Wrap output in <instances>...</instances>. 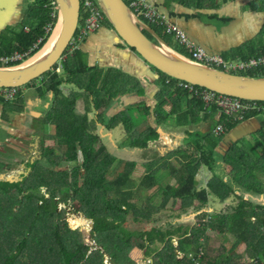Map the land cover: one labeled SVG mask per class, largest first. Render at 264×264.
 I'll return each mask as SVG.
<instances>
[{"label": "trees", "instance_id": "1", "mask_svg": "<svg viewBox=\"0 0 264 264\" xmlns=\"http://www.w3.org/2000/svg\"><path fill=\"white\" fill-rule=\"evenodd\" d=\"M51 1L53 0H33L28 4L20 27L11 31V34H1L0 55H10L17 51L25 53L24 60L40 49L56 22V9ZM124 1L129 3V0ZM94 3L96 4L95 1ZM250 3L264 10V0ZM87 15L81 2L74 37L63 57L48 72L17 87L18 91L13 99L5 100L0 96L4 111L8 112L15 108L21 109L22 90L25 88H32L43 99L46 94H51L54 113L44 114L38 124L41 129L45 124L52 127V131L44 134L42 140L53 139L56 152H60L55 154L54 151L43 149L42 142L41 158L48 165L43 173H37L34 166L38 161H34L28 163L30 169L20 180L0 181V264H104L105 255L109 257L111 264H134L129 255L133 248L141 250L142 255L150 258L151 264H192L194 258H188V252H192L195 258L197 255L207 258L205 263L198 264H245L233 252L234 246L239 242L245 244L248 256L252 257L247 264H263L264 204L237 197L231 183L214 172L206 186L198 189L195 175L201 167L213 171L214 155L217 154V147L223 136L242 120L254 115H264L256 108L264 104V101L240 99L249 103L250 108L227 115L215 103L206 104L200 96L189 92L182 86L185 83L182 80L151 67L157 73L155 82L160 86L154 95L155 104L151 112L155 125L169 123L172 119V125L186 126L196 123L199 114L203 119H212L217 113L218 118H213V128L221 124L222 131L215 134L211 127L205 132L186 130L190 138H185L184 144L159 158L156 174L145 173L140 178H134L131 172L135 161L122 159L120 171L111 175L105 173L104 178L97 181L111 159V153L99 142L96 132L98 121L106 129L122 123L128 134L123 142L130 147L144 148L158 133L149 123L141 129L135 126L139 120L134 111L146 119L150 114V107L143 100L128 104L122 112L106 116L105 111L116 96L131 93L132 90L141 94L142 87L137 78L120 68L88 64L86 52L79 47L87 35L80 33ZM210 15L217 17L222 24L230 20L229 17H219L216 13ZM140 18L174 49L190 56L183 46L170 42L169 38L172 40L173 35L166 32L164 25L148 21L142 16ZM46 27L49 29L46 30ZM100 27L112 30L104 16ZM143 31L154 40L148 32ZM118 46L134 52V48L122 42ZM219 55L225 62H231L229 59L232 58L248 61L250 58L264 56V24L254 41L231 47ZM18 62L20 61L5 64L0 62V65ZM219 68L223 67L220 65ZM231 72L263 76L264 65L260 63ZM180 82L182 85H179ZM193 87L197 90L204 89L197 85ZM66 89L68 90L65 91ZM167 106L168 111L165 109ZM89 113H94L97 120ZM250 136L252 138H249V144L239 143L242 140L228 142L227 149L221 155L222 163L228 167L233 184L252 193L264 194V182L257 174L264 173V126ZM172 156L176 159V166L168 160ZM64 157L74 164L71 183L66 175L59 177V173L53 170V166ZM155 162L146 163V170ZM81 165L83 170L79 181L77 171ZM162 173L173 176L177 186L161 185L159 178H156ZM42 187L46 192L41 191ZM152 187L156 191L162 189L158 205L150 203L152 195L139 208L129 201L132 194L137 195L141 190ZM82 196L84 199L81 211L86 218L92 220L89 230L90 237L95 240L92 246L84 243L78 228H72L63 216V210L58 209V203ZM212 197L220 203L228 198L235 199V202L229 203L220 211L197 213V220L192 225L186 224L179 232L170 226L166 227L165 224L169 222L160 223L161 219L157 221V215L166 208L170 198L175 200V206L180 212H188L190 207L203 209ZM127 222H151L152 225L146 228H129L126 226ZM210 224L220 226L221 234L229 232L235 236V241L228 250L221 245L211 246V238L207 234ZM173 239L177 240V245L172 242ZM176 251L182 252L183 256L177 257ZM227 251L236 258L227 260Z\"/></svg>", "mask_w": 264, "mask_h": 264}, {"label": "crops", "instance_id": "2", "mask_svg": "<svg viewBox=\"0 0 264 264\" xmlns=\"http://www.w3.org/2000/svg\"><path fill=\"white\" fill-rule=\"evenodd\" d=\"M251 1L254 0H148L149 3L157 7L160 13L167 17L171 22L177 24L193 44L204 48V50L209 53L218 54L231 47L243 44L244 42L254 41L257 32L261 30V27L264 24V10L252 6L250 3ZM30 2V0H0V36L3 32L11 34V31L20 27L19 24L23 19L24 10ZM211 13H216L219 17H229L230 20L227 23L222 24L217 17H212L210 15ZM95 31L96 33L94 34L99 36L101 33L103 36L105 32L109 30L105 27H100ZM90 38L91 35L90 37L88 36L87 41L84 42L86 49H83V51L86 52L87 59L89 56L88 51L90 50V47H88V41ZM171 38L174 41L173 37ZM253 48H255V46H253ZM116 49H118L120 53H128L123 50L125 47L123 49ZM130 51L131 75L142 83L143 80L140 78L139 71H146L150 76H153V80L152 78L151 80L148 79V81H152L149 83L155 85L157 73L153 71L149 65L147 66L137 54L132 50ZM96 59L100 60L98 57H96ZM88 64L97 63L88 62ZM97 65L101 66L100 64ZM141 87V94L132 90L131 93L124 95H131V104H134V102L137 101L136 95H139V100L142 99L143 101H146V105H151V102L152 104H155L153 103V101L155 102L153 96L157 90L151 92L150 84L148 85V88L143 84H141ZM32 92V88H25L22 90L21 98L23 102L20 110L15 108L12 111L5 112L3 102L0 100V132L2 134L0 135V155L5 157V160L7 161H10L12 156L10 155L9 148H6L5 143L8 147H16L23 153L26 150L28 153H31V155L33 154L32 156L39 155L41 158V131L44 130V127L42 129L40 128L38 120L42 119L43 116L40 117V115H36V113L40 114L38 111H41L42 100L37 95L31 94ZM149 93L150 95H148ZM29 94L32 96H28ZM151 112L152 110H150L151 116L149 114L146 119L138 112L134 111L135 116H138L137 119L139 122L144 121V124L149 123L150 125H153L156 128V131L157 128L161 129L160 133L157 131L158 135L155 139L148 141L146 147H131V155L136 156L135 158L133 157V161L135 162L139 155H147L149 158L155 156L158 158L164 157L169 151L171 152L170 149H172V146L177 147L182 143L184 144L185 138H190L186 130L205 132L210 127L213 128L214 119L218 118L217 113L212 119H203V116L199 114L197 115L196 124H192V126H178L175 128V126L173 127L170 123H165L166 126L155 125L152 123L154 122V117ZM168 126H170V128H168ZM261 126H264V117L260 114L242 120L225 134L228 135V139L226 140L222 138L217 150L220 152L224 149L225 151L228 142L230 141H243L252 138L250 134ZM7 139H15L16 142L14 145H8V143L5 142ZM23 139L25 141H22ZM4 152L7 153L2 154ZM230 182L232 183V181Z\"/></svg>", "mask_w": 264, "mask_h": 264}, {"label": "rangeland", "instance_id": "3", "mask_svg": "<svg viewBox=\"0 0 264 264\" xmlns=\"http://www.w3.org/2000/svg\"><path fill=\"white\" fill-rule=\"evenodd\" d=\"M33 1V0H30ZM52 4V1H51ZM20 26V24H19ZM100 28V27H98ZM98 28H96L95 30H97ZM95 30H91V31H86V33L83 34H87L85 37V40L79 44V47L82 48V50L86 49L84 42L87 41L88 36L91 38L88 41V47H90V50L88 51V59L87 62H91V63H97L100 64L101 66H115L116 68H120L123 71H126L128 73L131 74V51L128 49H123L122 47L118 46L119 43H121V41L118 40L116 34L111 30L106 31L105 34L102 36V34L100 33V35H96L94 33H96ZM95 31V32H93ZM108 32V33H107ZM174 39V38H173ZM109 40V42H108ZM170 42L173 43L174 45H176L175 43L177 42L176 39L171 40L169 38ZM103 41V42H102ZM178 43V42H177ZM118 44V45H117ZM116 48L119 49H123L124 51L128 52V53H120V51ZM89 49V48H87ZM119 51V52H118ZM122 51V52H124ZM130 52V53H129ZM90 57V58H89ZM96 57L100 58V60H97ZM141 60V59H139ZM229 61H231L232 63H236L239 60L237 58H232L229 59ZM143 62V61H142ZM144 63V62H143ZM145 64V63H144ZM147 65V64H146ZM235 65V64H233ZM148 66V65H147ZM233 70V69H232ZM139 75L140 78H142V83L146 88H148V85H151V92L153 90H158L159 89V85L157 83L152 84L149 82L152 81H148L153 80V76H150V74L146 71H139ZM19 87V86H17ZM68 89H66L65 91H67ZM18 91V88H17ZM31 94L36 95L34 92H32ZM31 94H29L28 96H32ZM150 95V93L148 94ZM127 95H118L114 98V102L112 103V105H110V107L105 111L106 116H110V115H115L118 112H122L127 108V105L131 103V95L127 96ZM137 96V101H142L139 100V95ZM135 96V97H136ZM154 97V96H153ZM41 111L40 114L36 115H40V117L44 116V114L46 113H54L52 111V106H53V101H51V94H46L44 99L41 98ZM155 100V97H154ZM153 103H155L153 101ZM144 104H147L146 101H144ZM150 110H152L154 108V104L149 105ZM169 106L166 107V111H168ZM90 116L94 117V113H89ZM151 116V114H150ZM264 117V115H263ZM94 119L97 120V117L95 116ZM144 119V118H143ZM147 121V120H146ZM97 130L96 132L99 135V142H101V144H103L107 150L111 153V159L109 160V162L107 163L105 169H103V171L100 173V176L97 178V181H101L104 178V174L107 173L109 175H111L114 172L120 171L122 169V166L120 164V160L124 159V160H130L133 161V157L135 158L136 156H132L131 155V147L128 146L127 143H124L123 141L125 140V138H127L128 134L126 129L124 128L122 123H119L118 125H116L114 128L112 129H106V127L104 126L103 123H101L100 121L97 122ZM154 123V122H152ZM169 123L172 124V119L169 120ZM196 124V123H194ZM144 121L137 123L135 126L138 129H141L144 127ZM164 126H166V124H163ZM168 125V124H167ZM192 126V124H190ZM189 125V126H190ZM174 127V124L172 125ZM187 126V127H189ZM178 127L175 125V128ZM167 128V127H166ZM168 128H170V126H168ZM50 131H52V127L48 124H46L44 126V130L41 131V141L43 142V149L45 150H51L54 151L53 153L55 154H59L60 152H56L55 149V141L53 139L50 140V138H45L43 139L44 134L49 133ZM0 135L1 132H0ZM16 138V137H14ZM13 140V141H12ZM251 139H245L243 141H240L239 143H245V144H249ZM22 141H25L24 139ZM5 142L8 143V145H14L16 140L15 139H10V140H6ZM98 144V143H97ZM1 148V146H0ZM176 147L172 146V149H170L171 151H173ZM142 150V149H141ZM1 151V150H0ZM224 149H222V151H218L217 150V154H215V162H214V166H213V171L208 170L206 167H201L200 170L197 172V174L195 175V184L197 185L198 189L204 188L206 186V182L208 181V179L211 177L212 173L214 172L215 174H217L218 176L222 177L223 180H225L226 182H230L231 179L229 177L228 174V167L224 166L223 163H221V155L223 153ZM170 152V151H169ZM7 152H4L2 154H5ZM40 159V160H39ZM147 160H152V161H156L150 168H148L146 170L145 166L146 163H149V161ZM170 162H172L173 165H177V163L175 162L176 159L174 156L170 157L168 159ZM38 161V162H37ZM159 161V158L157 156L153 157V158H149L147 155H139L138 158H136V162L135 165L132 169L131 175L134 178H140L141 176H143L145 173L148 174H153L158 169V164L157 162ZM4 162H7V160H5V157H2L0 155V170H1V165L4 164ZM35 162H37L35 164V169L37 171V173H43L46 168L48 167V165H46L47 161L45 159L42 158H38L35 160ZM151 162V161H150ZM73 165L68 162V160L66 159V157H64L63 159H61V161L53 166V170H55L56 172H58V176L59 177H64V175H66V178L68 180L69 183H71V181L73 180ZM83 165H81L79 167V170L77 171V179L80 181L81 180V172L83 170ZM8 170H2L0 171V173H3L5 175L8 174H14L17 175V169L20 170V168H17L15 170L9 169ZM26 171V169L24 170ZM29 170H27L28 173ZM25 173V175L27 174ZM62 173V174H61ZM259 178H261L262 182H264V173H257ZM160 180V184L161 185H171V186H177L176 184V179L173 176H167L166 174L162 173L161 175H159V177H157L156 179ZM230 180V181H229ZM231 183V182H230ZM231 187L234 190V194L237 197H243L246 196L248 194L249 198L252 199L253 203H257L258 201H262L264 202V194L261 193L260 194H255V193H250V191H246L245 189H243L241 186L237 185V184H230ZM131 190H135V188H130ZM42 192H46L45 188L42 187L41 188ZM152 192H154L153 194H151ZM246 192V193H245ZM249 192V193H248ZM152 198L150 200V203L153 205H158L159 201L162 198V189H157L152 187L150 189H144L141 190L140 192L136 194H132V196L129 197V201L131 203H134L136 205V208L140 207L141 204H143L146 200L148 196H151ZM213 198V197H212ZM211 198V199H212ZM83 196L79 197L75 200H70L69 198L58 203V209H62L63 210V216L65 217V219L67 220V222L70 224V226L72 228H78V230L80 231L81 235L83 236V240L84 243H88L94 245L95 244V240L93 238L90 237L89 235V230L91 229L92 226V220L86 218L84 216V213L81 211V206H82V202H83ZM210 199V202L203 208L200 210H197L195 208L190 207L188 212H180L178 210V208H176V203L175 200H173L172 198L169 199L167 206L164 210H162L159 215H157V221L159 219H161L160 223H166L165 226H170L174 229H176V231H180L186 224H190L192 225L196 220H197V213H200L201 211H213V210H222L223 208H225L229 203H234L235 199L232 198H228L226 199V201H224L223 203H220L219 201H217L216 199ZM206 219V218H205ZM152 225L151 222H148L146 224H135L133 222H127L126 226L129 228H136V227H142V228H146V227H150ZM222 231L220 229V226L217 225H212L210 224L208 229H207V234L208 236L211 238L210 244L213 247L219 246L221 245L225 250H228L230 248V246H232L233 242L235 241V236L233 234H230L229 232H225L224 234H221ZM175 245H177V240L173 239L172 241ZM92 248V247H91ZM93 249V248H92ZM233 252L236 255H239L238 260L247 264L249 261H251L252 257L248 256V253L245 250V244L243 242H239L234 246ZM176 253L178 254L177 257H181L183 256L182 252L176 251ZM142 251L138 250L137 248H133L132 250H130L129 255L131 256V258L134 260V264H151V259L145 257L144 255H142ZM186 256L188 258H194V262L192 264H198L199 262L201 263H205L207 261L206 257H200L199 255H197V257H193L192 252H188L186 253ZM236 257L232 256L230 251H227V260H234ZM262 263L264 264V256L262 258ZM104 264H111L110 263V259L107 255L104 256Z\"/></svg>", "mask_w": 264, "mask_h": 264}, {"label": "water", "instance_id": "4", "mask_svg": "<svg viewBox=\"0 0 264 264\" xmlns=\"http://www.w3.org/2000/svg\"><path fill=\"white\" fill-rule=\"evenodd\" d=\"M53 1L56 22L40 47L41 49L47 44L57 26L49 50L29 64L24 63L40 49L16 64L0 65V87L22 86L48 72L63 57L78 27L80 0ZM95 2L118 40L134 48V52L150 67L175 79L217 93L246 100L264 101V75L249 76L230 72L193 60L167 43L138 17L124 0H95ZM143 30L148 32L154 40L150 39ZM157 131L160 133L161 129L157 128ZM223 138L227 140L228 135H224ZM18 174L20 171L17 175L0 173V181H16L19 179ZM248 195L242 198L252 201ZM257 203L264 204L261 200Z\"/></svg>", "mask_w": 264, "mask_h": 264}, {"label": "built area", "instance_id": "5", "mask_svg": "<svg viewBox=\"0 0 264 264\" xmlns=\"http://www.w3.org/2000/svg\"><path fill=\"white\" fill-rule=\"evenodd\" d=\"M94 1L80 0V3L82 2L84 9L88 12V15L84 19V24L80 29V33L82 34L86 33V31L95 30L101 26L103 14L100 12ZM52 4H54V1H52ZM128 5L138 17L142 16L148 21L164 25L166 32L172 33L173 38L188 51L193 60L215 67L221 65L223 67L222 69L230 72L237 69L250 68L260 63L264 65V56L250 58L248 61H238L236 63L225 62L218 53H209L205 51L204 48L193 44L177 24L168 20L154 5L149 3L148 0H129ZM45 29L48 30L49 27H46ZM38 40L40 41V38ZM24 54L25 53L14 51L10 55H0V62L5 64L8 62L22 61ZM56 70H58V68ZM179 85H182V83L180 82ZM182 86L187 88L189 92H193L195 95L200 96L206 104L215 103V105L220 107L221 111L227 115L235 112L241 113L250 108L249 103L242 102L240 100L241 98L235 96L217 93L205 88L197 90L192 84L187 82L183 83ZM16 93L17 87H0V96L5 100L13 99ZM256 108L264 113V104L257 106ZM213 130L215 134L220 133L222 131V125L217 124Z\"/></svg>", "mask_w": 264, "mask_h": 264}, {"label": "flooded vegetation", "instance_id": "6", "mask_svg": "<svg viewBox=\"0 0 264 264\" xmlns=\"http://www.w3.org/2000/svg\"><path fill=\"white\" fill-rule=\"evenodd\" d=\"M5 146L7 149L9 148L10 155L12 156V159L10 161H8V163L4 162V164L1 165L2 169L0 171L8 170L7 168L12 169V170L20 168V170L17 169V172L20 171V174H18V177H19L18 180H20L21 177L23 175H25V173H27V170L30 169L28 167V163H33L36 159H38L39 155L32 156L33 154L31 155V153H28L26 150L23 153L20 149H18L16 147L15 148L8 147L6 143H5ZM25 157H26V159H25ZM25 169H26V171H24ZM18 180H16V181H18ZM13 182H15V181H13Z\"/></svg>", "mask_w": 264, "mask_h": 264}, {"label": "bare ground", "instance_id": "7", "mask_svg": "<svg viewBox=\"0 0 264 264\" xmlns=\"http://www.w3.org/2000/svg\"><path fill=\"white\" fill-rule=\"evenodd\" d=\"M57 28V26H56ZM56 28H55V31L54 33L56 32ZM52 35V37L49 39V41L47 42V44H45L43 46V48H41L38 52H36L32 57H30L28 60H26V62L24 64H29L31 62H33L34 60L38 59L40 56H42L43 54H45V52H47L53 42V39H54V34Z\"/></svg>", "mask_w": 264, "mask_h": 264}, {"label": "clouds", "instance_id": "8", "mask_svg": "<svg viewBox=\"0 0 264 264\" xmlns=\"http://www.w3.org/2000/svg\"><path fill=\"white\" fill-rule=\"evenodd\" d=\"M157 10H158V9H157ZM161 14H162V13H161ZM162 15H163V14H162ZM166 18H167V17H166ZM167 19H168V18H167ZM168 20H169V19H168ZM178 44H179V43H178ZM189 57H190V56H189ZM215 126H216V125H215ZM215 126H214V127H215ZM213 129H214V128H213Z\"/></svg>", "mask_w": 264, "mask_h": 264}]
</instances>
